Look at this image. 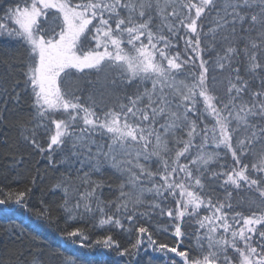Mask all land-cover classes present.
I'll return each mask as SVG.
<instances>
[{
  "label": "snow or ice",
  "instance_id": "6c2138e0",
  "mask_svg": "<svg viewBox=\"0 0 264 264\" xmlns=\"http://www.w3.org/2000/svg\"><path fill=\"white\" fill-rule=\"evenodd\" d=\"M0 39V264H57L41 226L124 264H264V0H0ZM33 156L59 200L33 203Z\"/></svg>",
  "mask_w": 264,
  "mask_h": 264
},
{
  "label": "trees",
  "instance_id": "16d2710c",
  "mask_svg": "<svg viewBox=\"0 0 264 264\" xmlns=\"http://www.w3.org/2000/svg\"><path fill=\"white\" fill-rule=\"evenodd\" d=\"M7 46V41L4 39H0V53L4 50V48ZM10 135H14V133H9ZM7 164V161L0 157V172H3L5 169V166ZM29 167H37L40 170V174L43 177V180L39 184V189H34V199L33 203H36L40 197L41 192H43L44 198L49 199L50 201H57L60 199L59 192L53 194L49 191V187L54 182V178L56 177L57 173L54 172L52 169L48 168L46 163L37 156H33L31 158V162L28 165ZM109 181L113 183V186L115 185V178L114 177H108ZM0 180H3V176H0ZM115 196L114 192H109L107 188H105L104 191V197L105 199H110ZM16 219H20L19 215H17ZM27 222V221H26ZM10 226V221L8 219L0 218V253L4 251V244L8 243V238L5 232V229ZM61 226L63 227V223H61ZM82 227H85L86 230L91 234L92 239H95L99 237L100 235H103V230L93 227L91 223L87 225H79ZM38 231L41 234L47 233L48 235V243L52 245V247L57 252V264H60V260L62 258H69L76 261V264H111L114 260H120L121 264H124V260L127 258H121L116 256L115 253L107 250H103V256L101 255L102 250L99 248H80L78 245H72L70 243H66L62 237L59 235H56L55 233H49L46 228L41 226L38 228ZM35 234V233H33ZM114 238L118 239L122 245H127L129 243V236L127 233L124 232H113L112 233ZM134 239V238H133ZM158 239L167 242L169 244H172L174 242L173 237L171 234H162L158 236ZM152 257L157 258L156 264H167L166 259H159L160 254L158 253H152ZM147 259V257H145Z\"/></svg>",
  "mask_w": 264,
  "mask_h": 264
}]
</instances>
